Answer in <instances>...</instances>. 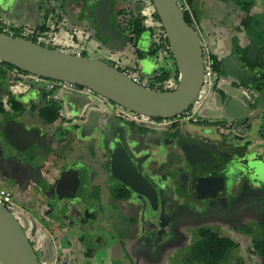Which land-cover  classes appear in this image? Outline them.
<instances>
[{"label": "flooded vegetation", "instance_id": "af4514ba", "mask_svg": "<svg viewBox=\"0 0 264 264\" xmlns=\"http://www.w3.org/2000/svg\"><path fill=\"white\" fill-rule=\"evenodd\" d=\"M39 1L35 0V7L46 8L45 11L41 9V14L48 16L44 21L51 26L56 27L65 19V28L70 33L76 26L83 28L86 24L97 32L95 50L100 42L109 45V39L101 38L94 27V11L88 9L86 0ZM113 2L109 20L126 38L122 47L134 41L136 62L152 59L156 63L151 74L164 70L174 79L172 59V63H168L169 60H165V65L159 63L162 59L159 54L164 53L162 48L153 45L147 52L142 51L145 55H139V38L120 32L115 26ZM78 7L85 9L81 11ZM155 34L158 43V29ZM201 46L204 52V46ZM253 48H257V52H253ZM119 49L117 45L113 46L112 54ZM210 52L211 85L201 97L202 91L199 93L195 101V118L191 120L182 119L183 114L169 119L142 117L79 85L56 95L44 87L25 86L20 80L24 73L8 69L10 78L0 80V90L7 85L2 98L7 99L6 102L16 92L22 104L37 111L46 105L60 106L58 121L53 123L41 125L22 110L16 116L2 118L0 124L3 140L9 143L10 122L15 120L20 127L15 135L17 147L10 143L9 164L7 168L0 167V180L8 186L13 198L19 200L25 225L19 223L24 231L28 229V223L45 218L33 210L38 196L48 197L49 202L43 210L48 211L46 214L52 213L51 221L68 220V228H72L74 224L83 227L102 218L96 211L102 208L101 200L108 193L112 200L125 201L130 206V219L136 225L134 239L138 241L134 254L139 259L143 256L142 264H153V260L166 254L168 257L180 254L183 247L179 243L188 234L193 235L194 229L197 239L201 230H219L217 227H223L224 220H236L239 216L238 221H228L227 228L246 235L250 239L248 252L264 261L261 251L255 247V242L264 243V43L262 46L241 45L226 55L215 56ZM227 59L233 61L236 73L224 72L223 64ZM133 67V71L130 70L139 72V77L145 73L136 63ZM31 92L37 96L31 97ZM73 94L83 98L76 113L67 102ZM61 123L64 124L62 127ZM120 137L131 155L132 165L154 191H150V199L123 183L121 178L141 188L123 161H117L112 167L113 152L122 143ZM61 142L65 144L67 163L60 170L56 166L61 153L58 154L56 149ZM96 155L102 158L98 163ZM67 169L75 171L69 181L72 185L73 174L77 175L78 188L74 197L58 200L55 185L60 173ZM24 204L26 209L22 207ZM249 214L251 218H243ZM102 216L107 215L102 213ZM207 216L215 223L194 226L190 221L192 217ZM82 235V246H99V238L92 240L89 233ZM169 244L179 247L175 249L173 245L167 250ZM90 254L92 252L74 250L67 254L68 264H91L88 261ZM129 264H140V260H129Z\"/></svg>", "mask_w": 264, "mask_h": 264}, {"label": "water", "instance_id": "95a60500", "mask_svg": "<svg viewBox=\"0 0 264 264\" xmlns=\"http://www.w3.org/2000/svg\"><path fill=\"white\" fill-rule=\"evenodd\" d=\"M18 2V0H0V11L10 16L16 9L18 17L25 19V12L29 11L30 5L24 8V5H18ZM151 2L178 71V82L173 90L157 91L147 88L104 60L54 50L25 37H13L3 32H0V61L34 76L86 87L139 115L163 119L181 115L194 105L202 89L203 49L197 30L185 21L184 12L177 0H151ZM111 3L112 0L96 2L93 8L94 27L101 38L109 39V46L117 45L122 48L126 38L119 34L110 23ZM36 8L39 11L46 10L42 5ZM253 50L257 52V48ZM233 65L232 60H225L224 72L236 73L237 70ZM82 99L74 94L68 97L67 102L71 105L73 112L78 111L80 108L78 103H81ZM18 130H20L19 124L12 120L7 137L15 147H17L15 135ZM120 141L121 145H118L113 152L112 167L117 161H123L127 171L136 176L141 188L121 178L123 183L136 193L150 199V185L132 165L131 155L122 137ZM104 143L107 145L106 141ZM39 149L42 148L39 146ZM72 172L75 171L67 169L60 173L55 185V195L58 200L74 197L79 179L73 174L74 182L70 185ZM112 173L114 174V170ZM0 264H41L24 228L2 204H0Z\"/></svg>", "mask_w": 264, "mask_h": 264}, {"label": "rangeland", "instance_id": "374dc122", "mask_svg": "<svg viewBox=\"0 0 264 264\" xmlns=\"http://www.w3.org/2000/svg\"><path fill=\"white\" fill-rule=\"evenodd\" d=\"M18 5L23 4L24 8L28 5L31 4L32 0H18ZM97 0H86L88 5L93 4ZM137 0H116L114 2V8L117 10L118 8H123L126 5L129 6H136L137 7ZM178 3L180 4V0H177ZM36 2H40L39 0H36ZM199 3L201 4V10L199 15L200 17H204V19L208 20H203L205 23L209 24L210 27L212 26H225V27H233L236 26L238 23L234 19V15L236 13L245 14V9H248V12L250 15L253 17V19L258 20L260 22L259 24V29L262 27V31L264 32V0H199ZM85 7V6H84ZM81 7H78L81 11H83ZM89 7V6H87ZM23 8V9H24ZM16 12V9H14ZM153 10L152 5H148L147 7L142 8L140 10V16H144V24L147 26V29H150L151 34L149 33L148 30H146L141 37L138 39V47L137 49L139 50L138 52L141 53L142 55L146 54L148 49L152 47V41L156 42V34H155V26L152 25L153 21L151 20L150 13ZM226 14L228 16H226ZM6 17L5 15H2L0 13V18ZM8 17V16H7ZM10 17V16H9ZM244 19V17H243ZM240 24V23H239ZM53 30L55 31L56 35L58 38L63 42L64 47L66 51L70 53H76L79 52L80 54L88 57H93V58H98L101 60H104L105 62H112L116 63L119 65L120 69H128L132 70L134 69L133 65H135V58H134V53H136L134 47H135V42L133 41L132 44L130 42H127L124 47H122L119 50L114 51L116 54H112V50L109 45L107 46L106 43L100 42L98 46V50H95V35L97 36V32L95 29L91 27H87L85 24L83 28L76 26L75 28L71 29L72 32H68V29L65 28L66 26V21L63 19L61 23L57 24ZM239 26V25H238ZM0 29L1 26H0ZM82 29H84V34L81 33ZM199 34V41L201 45L204 46L205 41L203 39V36L200 32ZM77 38V41L75 39ZM99 42V41H98ZM212 45V54L215 55L217 53V49L214 46V44L211 42ZM145 50L146 52H142ZM162 59H160L159 63L162 65H165V60H169L171 62V55L170 54H159ZM111 56V58H110ZM204 59H206L204 57ZM172 63V62H171ZM173 65V64H172ZM127 66V67H126ZM139 68V67H138ZM130 70L131 76H137L140 80H144L146 83L153 82L155 84L154 76L155 74H150V73H142L140 74L141 78L138 76V73H133ZM7 78H10L8 76ZM35 76L29 73H24L23 77L20 78V80L23 82L25 86L27 85H32L35 88L43 87L42 84V77L41 81L35 82L34 80ZM173 82V81H172ZM151 84V83H149ZM171 86H174V82L171 83ZM176 87V86H175ZM174 87V88H175ZM171 88V87H170ZM16 90V87L15 89ZM13 90V91H14ZM7 91V85L4 86V90H0V99H2L5 96V92ZM54 93V92H53ZM54 94L60 95L61 92L57 91ZM203 95V91L200 93V97ZM6 101L7 99H3V101ZM107 100V99H105ZM108 101V100H107ZM22 103V102H21ZM23 105V110L25 109L24 107H28V111L30 110V106H26L25 104ZM195 106V103L193 107ZM11 109L9 106H7V110ZM32 113H28V116L35 117L37 116L35 109L31 110ZM131 113V112H130ZM39 115L37 116V118ZM85 138V136H83ZM79 150V149H78ZM76 150L75 152H77ZM101 158V155H96V162L98 163ZM102 160V158H101ZM98 165V164H97ZM99 166V165H98ZM99 174L96 172V175ZM2 183V181L0 180ZM16 194V193H14ZM111 201L114 203L112 204ZM102 203V208L98 209L96 211V215L101 216L102 218L96 219L90 224L88 223L85 226L81 225H76L74 224L72 228H68L70 226L68 220H61V221H54L55 223L58 222V228H57V233L55 238H60L61 235L63 234H68L67 239H71L72 244H75V238H71L72 236L69 234L71 231L72 234L77 235L79 239L82 238V234H87L89 233L92 240H97L98 238L100 239L99 241V246L97 248H91V246H80L79 248L81 250H78L80 252H92L89 257V262L91 264H129V260H134L138 261L140 260V264L143 262V256L142 258H137L134 254V252H137V245L138 241L134 239L135 237V232H136V225L134 224L133 220L130 219V206L128 205L127 202L125 201H115L112 200L110 195L106 193L104 195V198L101 200ZM118 205V206H117ZM26 204H24L22 207L24 208ZM37 207V208H36ZM35 207V212L38 213L41 217H46L48 215H52V213H47V210L44 211L43 207H41L39 204H36ZM119 207V208H118ZM26 209V207L24 208ZM102 213H106L107 216H102ZM13 216L23 225H25L24 217L21 214L20 208L17 209V211H14ZM242 217V216H241ZM238 219L234 220H228L230 222L238 221ZM244 219L251 218V214L248 216L243 217ZM191 223H194L197 226L201 225H206L210 224L212 225L215 223V221L211 217H206V218H195L192 217L190 218ZM228 221H223L225 222V225L223 227H217L220 232H217L219 230L212 228V232L219 233L221 236H225L228 239L232 240L235 242L237 245H239L236 249L231 250L230 253L226 258H224L220 264H264V261L255 254H252V252H248V246L250 243V239L241 233H236L235 229L232 228L229 230L228 227ZM53 224V222H51ZM238 224V223H237ZM56 225V226H57ZM216 225V224H214ZM235 225H233L234 227ZM27 229V228H25ZM28 233V229L25 230ZM196 230H193V235L189 234L187 237L182 239V241L179 243V246L182 245V249L180 251V254L168 257V255H164L163 257H160L158 259L153 260V264H202L199 262H190L188 261V252H190V247L198 240L195 239V232ZM29 235V234H28ZM29 239L33 243L32 246L35 248V239L31 238L29 235ZM63 241V240H62ZM64 242V241H63ZM62 244L64 245V243ZM57 244V242H55ZM174 245V248L176 249L178 244H169L166 248L169 250L172 246ZM178 246V247H179ZM84 247V248H82ZM37 251V250H36ZM36 255L38 256V259L41 264H47L44 260L43 257L40 255V252H36ZM129 258V260H127ZM85 264V262H84ZM145 264V263H143Z\"/></svg>", "mask_w": 264, "mask_h": 264}, {"label": "crops", "instance_id": "0c3cea01", "mask_svg": "<svg viewBox=\"0 0 264 264\" xmlns=\"http://www.w3.org/2000/svg\"><path fill=\"white\" fill-rule=\"evenodd\" d=\"M35 0H32L30 4L29 11L25 12V19L19 18L16 13L11 14L10 17L8 15H5L6 17L0 18V25L1 24H10L12 26H22L24 29H27L28 31L32 33L36 32L37 30H41V27L44 23L47 21H44L45 18L48 16H42V12L38 10V8L34 7ZM201 10V4L199 3V0H194L191 11L193 14V22L196 30L200 32L203 36V39L205 41L204 46L210 50H212L211 42L214 44V46L217 49V53L215 56L220 55H226L234 51L236 48H240L241 45H251L254 41L247 32L244 29H241L238 27L239 23L243 20V17H245L243 14L236 13L234 15L235 21L238 23L236 26L233 27H225V26H212L210 27L209 24L205 23L203 20L204 17H200L199 15ZM8 16V17H7ZM226 16H228L226 14ZM55 28V27H54ZM50 29L53 30V28L50 27ZM54 31V30H53ZM139 43L137 44V46ZM211 53V52H210ZM136 62V60H135ZM156 61H139L136 62V64L139 66L140 71H144L145 73H150L155 68ZM127 67V66H126ZM14 96L13 98L19 100L22 102L20 98L16 95V92H13ZM31 97H36L37 93L31 92L29 94ZM0 103H4V113L0 114V124L2 122V118L8 117V116H16L17 112H14L13 110L9 109L7 110V104L6 101L3 99L0 101ZM26 112L32 113L31 110H33L32 106L30 107V110L28 111L26 107H24ZM37 114V110H35ZM33 119L39 123L43 124V121L37 116L33 115ZM58 121V120H57ZM58 123V122H57ZM58 125V124H57ZM64 124H60V127H62ZM10 147L12 145L5 139L3 140V135L0 132V167L1 168H7L8 166V154L10 152ZM56 152L58 154L61 153L60 157L58 158L57 162V168L62 169L65 167V164L67 163L66 160V153L65 152V144L64 142H61L56 149ZM63 153V154H62ZM50 157H53V154H51ZM60 169V170H61ZM57 175V173L55 174ZM4 187L8 188L5 184L1 183ZM39 200L36 204H39L41 207H44L47 205V202H49V199L47 196L41 195L37 197ZM17 204L19 205L18 198H15ZM36 204L34 207H36ZM20 206V205H19ZM37 208V207H36ZM35 210V209H33ZM48 215V214H47ZM53 222V224H51ZM58 222L51 221V216L48 215L47 218H42L40 220H35L34 222H30L27 224L28 226V234L31 236V238L35 239V248L38 252H40V255L43 257V260L47 264H68L67 260V254L70 252H73L74 250L78 251L80 250L81 246V239L77 237V235L72 234L70 231L69 234L72 236L71 238H75V244H72L71 239H67L68 234L61 235L60 238H55L58 228ZM57 225V226H56ZM32 231V232H30ZM64 242H63V241ZM57 242V244L55 243ZM64 243V245L62 244Z\"/></svg>", "mask_w": 264, "mask_h": 264}, {"label": "trees", "instance_id": "16d2710c", "mask_svg": "<svg viewBox=\"0 0 264 264\" xmlns=\"http://www.w3.org/2000/svg\"><path fill=\"white\" fill-rule=\"evenodd\" d=\"M116 0H114L115 2ZM194 0H180L179 6H183L186 4L190 10L184 11V18L185 21L192 27L195 28L194 22H193V14L191 11V7ZM114 2H113V21L115 23V26L119 29L120 32H128L131 35L134 36L135 39H138L141 37V35L146 31H150V29H147V26L144 24V16H140V9L147 7L149 4L152 5L151 0H137L136 6H129L126 5L123 8H118L117 10L114 8ZM94 2L91 5H88L89 10H93L95 6ZM139 5V7H138ZM93 12V11H92ZM245 17L239 24V28L244 29L249 37L254 39L253 43L257 46H262L264 43V32L262 31V28L259 29L258 20L253 19V17L248 12V9H245ZM151 20L153 21V24L155 27L158 28L161 31V34L163 35V28L161 26L160 20L153 8V10L150 13ZM2 29H0V32H3L7 35H11L13 37H25L33 42L36 43V39L31 34L24 35L23 31L25 30L22 26H12L10 24H1L0 25ZM46 26H42L41 30H45ZM150 33V32H149ZM159 42L155 43L153 41V45H158L159 48L164 49V46L168 44V41L166 37L159 36ZM50 48V47H49ZM171 55L173 66L175 69V78L172 79L170 76V72L168 71H159L157 70L154 76L155 84L153 82H150L152 85V88L157 91H170L173 90L174 87L177 85L178 82V71L176 64L174 62V59L172 57L171 51L168 53ZM82 55V54H81ZM139 55H142L139 53ZM84 56V55H82ZM110 65H115L116 63H109ZM10 69H17L14 66H12L9 63H5L3 61H0V80L7 78L9 76V70ZM120 69V68H119ZM20 72H23L19 69H17ZM123 71V69H120ZM26 74V72H23ZM141 81H144L143 79ZM171 81L174 82V86H170ZM171 87V88H170ZM6 104L13 110L14 112H20L23 110V105L19 100H16L14 98L9 99ZM59 109L60 106H52V105H46L42 109L37 111V115H39V118L45 122V123H53L59 118ZM4 111V103H0V113ZM31 244H33L31 242ZM255 247L261 251L262 256L264 257V243L263 242H255ZM237 248V244L233 242L232 240L228 239L227 237L220 236L216 233H212L208 230H201L200 236L198 240L190 247V252H188V261L190 262H199L202 264H220V262L228 256L231 250ZM36 253V252H35Z\"/></svg>", "mask_w": 264, "mask_h": 264}, {"label": "built area", "instance_id": "2783aa9c", "mask_svg": "<svg viewBox=\"0 0 264 264\" xmlns=\"http://www.w3.org/2000/svg\"><path fill=\"white\" fill-rule=\"evenodd\" d=\"M181 8H182L183 12L190 10V8L186 4L181 6ZM42 26H46V29L45 30H37L36 32H34L32 34L30 31L25 29L23 31V34L24 35L31 34L32 36L35 37L36 43H38L42 46H46L48 48L50 47L51 49H54V50L68 52V50L66 51L63 42L56 35L55 31L50 29V27L51 28H54V27L51 26V24L48 21L46 23H44ZM155 29H158V28H155ZM159 36L165 37L164 32L162 35L161 31L159 30ZM170 51H171V48H170L169 44H166L164 46V49H163L164 54H168ZM75 54L80 55L79 52H76ZM203 54H204V57L206 59H204V74H203V82H202L201 91L206 93V92H208L210 85H211V59H210L209 51L206 48V46H204ZM114 66L116 68H119V65H117V64H115ZM123 72L126 73L129 77H131L135 82L141 84L142 86H145L147 88H152L151 84L146 83L145 81H141L139 78H137V76H131L130 70L125 69V70H123ZM34 80H35V82H39V81H41V78L38 76H35ZM171 83H173V82H171ZM171 83H170V86H171ZM42 84L46 90H48L49 92H54V93L57 91L62 92V91L73 86V84H70V83L54 81V80H49V79H45V78L42 79ZM141 116L144 117L143 115H141ZM194 118H195V106L194 107L192 106L190 109L185 111L182 115V119L191 120ZM0 204H2L11 213H13L14 211H17V209L19 208L16 200L13 198L12 192L8 188L4 187L1 184H0Z\"/></svg>", "mask_w": 264, "mask_h": 264}]
</instances>
